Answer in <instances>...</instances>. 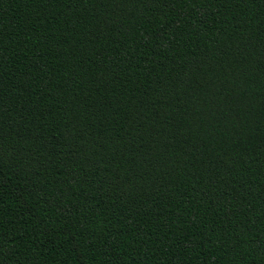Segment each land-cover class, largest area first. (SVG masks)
<instances>
[{"label":"trees","instance_id":"trees-1","mask_svg":"<svg viewBox=\"0 0 264 264\" xmlns=\"http://www.w3.org/2000/svg\"><path fill=\"white\" fill-rule=\"evenodd\" d=\"M0 264H264V0H0Z\"/></svg>","mask_w":264,"mask_h":264}]
</instances>
